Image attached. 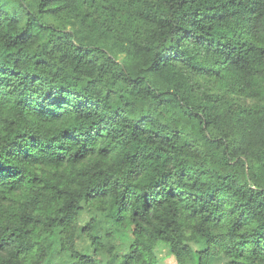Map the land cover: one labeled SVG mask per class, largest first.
Listing matches in <instances>:
<instances>
[{
	"label": "trees",
	"instance_id": "1",
	"mask_svg": "<svg viewBox=\"0 0 264 264\" xmlns=\"http://www.w3.org/2000/svg\"><path fill=\"white\" fill-rule=\"evenodd\" d=\"M160 243L264 264V0H0V264Z\"/></svg>",
	"mask_w": 264,
	"mask_h": 264
},
{
	"label": "rangeland",
	"instance_id": "2",
	"mask_svg": "<svg viewBox=\"0 0 264 264\" xmlns=\"http://www.w3.org/2000/svg\"><path fill=\"white\" fill-rule=\"evenodd\" d=\"M205 246L202 241L195 244V249H201ZM156 254L158 257V264H177L175 257L171 253L170 246L166 243H160L156 248Z\"/></svg>",
	"mask_w": 264,
	"mask_h": 264
}]
</instances>
